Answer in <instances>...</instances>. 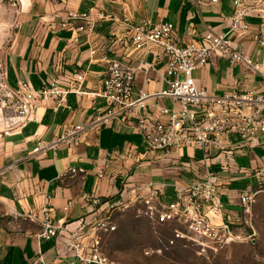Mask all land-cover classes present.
Instances as JSON below:
<instances>
[{
	"label": "crops",
	"instance_id": "crops-1",
	"mask_svg": "<svg viewBox=\"0 0 264 264\" xmlns=\"http://www.w3.org/2000/svg\"><path fill=\"white\" fill-rule=\"evenodd\" d=\"M6 1L11 7V2H15ZM19 1L22 9L17 10L16 37L5 57L8 85L17 88L28 82L38 89L61 77L62 89L68 90V82H75L74 75L79 73L85 76L82 90L86 93L102 90L104 57L138 66L142 54L132 48L124 20L135 26L171 23L178 42L186 45L208 32H228L235 10L234 0H221L217 5L209 4L208 0ZM91 10L93 18L103 14L115 20L99 23L90 37L76 32L79 23L63 27L70 12L87 14ZM248 23L251 32L235 36L233 41L236 48L259 65L260 74H247L240 66H231L229 60L215 57L206 68L193 73L198 86L209 94L222 96L237 87L262 91L264 46L254 39L261 22L251 16ZM75 38L78 43L73 42ZM153 51L161 53L157 48ZM157 70L150 73L153 79L150 83L138 75L136 97L139 91L153 95L168 89L163 79L164 65H158ZM147 104L173 106L171 100L157 98L147 100ZM54 107V101L40 103L36 113L39 124L32 123L11 136L3 135L5 123L0 108V264H33L39 254L45 264H82L66 250L69 233L88 224L98 211V219H104L109 214L107 204L119 200L124 186L129 189L154 184L162 188V200L171 203L175 185L188 187L201 182L209 171L220 178L221 201L225 206L223 220L235 225L241 220V195L259 191L264 183V135L252 147L231 137V150L226 153L213 150L206 158L196 149L170 154L149 152L129 124L114 121L89 131L74 149L60 150L56 156L53 153L47 157L34 156L38 143L54 141L67 126L86 124L99 114L105 102L101 99L94 102L89 95L70 94L65 107L58 112ZM71 168H84L88 174L84 179L60 178ZM98 169L104 170V179L97 178ZM86 196L99 199L101 204L85 201ZM47 199L54 209L55 221L63 227L59 238L50 242L38 239L42 232L40 225L23 218L43 207ZM71 201L76 203L75 207L65 212Z\"/></svg>",
	"mask_w": 264,
	"mask_h": 264
},
{
	"label": "built area",
	"instance_id": "built-area-1",
	"mask_svg": "<svg viewBox=\"0 0 264 264\" xmlns=\"http://www.w3.org/2000/svg\"><path fill=\"white\" fill-rule=\"evenodd\" d=\"M208 1L211 5L221 2ZM11 3L13 8L22 9L19 0ZM233 3L235 10L230 18L228 32H208L186 45L178 42L176 28L171 23L135 26L127 19L124 20L123 24L130 33L131 46L142 54L141 60L135 68L124 61L104 57L106 71L100 92H84L82 85L85 76L79 73L74 75L75 82H68V90L62 89L64 82L61 77L50 80L38 89L28 82L12 88L7 83L5 59H2L0 108L5 123L3 135L11 136L32 123L39 124L36 113L40 103L54 101V109L58 112L66 106L69 95L76 94L89 95L94 102L98 99L104 100L105 107L86 124L67 126L54 141L38 143L33 150L34 156L47 157L50 153L56 156L60 150L74 149L81 144L83 136L89 131L114 121L123 125L129 124L134 133L142 138L147 150L153 153L170 154L172 151L196 149L202 151L207 158L213 150L221 153L231 150V137L252 147L253 142L264 135V76L261 92L237 87L222 96L209 94L193 78L196 70L206 68L215 57L229 60L231 66H240L247 74H260L259 65L236 48L233 41V37L251 32L248 18L252 16V6L247 0H234ZM92 12L93 10L87 14L70 12L63 20V27L79 23L75 28L76 32L90 37L99 23L115 20L112 16L103 14L93 18ZM254 39L264 46V35L261 31L255 34ZM78 41V38L73 40L74 43ZM154 48L161 50V53H155ZM92 54L95 55L96 52L93 51ZM160 64L164 65L163 79L168 89L153 95L139 91L136 97L138 75L144 76L145 83H150L153 81L150 73L158 72L157 67ZM152 98L169 99L173 106L151 107L147 100ZM87 174L84 168H71L60 178L80 176L84 179ZM104 177V170L98 169L97 178ZM220 185L218 175L208 171L201 182L188 187L175 185L171 203L162 200V188L154 184L129 189L124 186L119 200L107 204L106 211L124 212L137 208L139 216L147 218L155 227L171 224L178 227L173 231L171 245L176 242L192 243L204 252L206 249L217 252L242 239L235 232L234 225L223 220L225 206L221 201ZM261 192H264V183L259 191H246L241 195L240 203L247 212L254 203V198ZM84 200L94 205L101 204L99 199L91 196H86ZM75 205V202H69L64 211L69 212ZM99 214L98 211L97 217L70 232L67 237L66 250L72 252L82 264H113L102 253V244L103 236L116 232L117 226L111 222V213L102 220L98 219ZM23 218L41 226L39 240L54 241L63 232L61 224L54 219V209L50 206L49 199L39 210L31 211ZM33 264H45L43 256L39 254Z\"/></svg>",
	"mask_w": 264,
	"mask_h": 264
},
{
	"label": "rangeland",
	"instance_id": "rangeland-1",
	"mask_svg": "<svg viewBox=\"0 0 264 264\" xmlns=\"http://www.w3.org/2000/svg\"><path fill=\"white\" fill-rule=\"evenodd\" d=\"M249 3L264 35V0ZM18 16L9 1L0 0V61L5 59L16 37ZM111 211V222L117 230L103 236L102 253L113 264H264V192L254 198L248 212L242 209L241 220L233 226L242 239L217 252L211 249L204 252L192 243L171 245L173 231L178 227L172 224L155 227L139 216L137 208Z\"/></svg>",
	"mask_w": 264,
	"mask_h": 264
}]
</instances>
